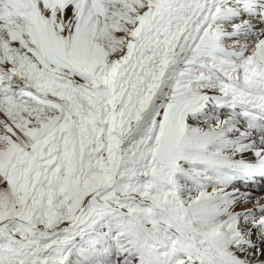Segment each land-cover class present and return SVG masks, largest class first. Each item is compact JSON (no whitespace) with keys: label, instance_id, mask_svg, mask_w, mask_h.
Instances as JSON below:
<instances>
[{"label":"snow or ice","instance_id":"snow-or-ice-1","mask_svg":"<svg viewBox=\"0 0 264 264\" xmlns=\"http://www.w3.org/2000/svg\"><path fill=\"white\" fill-rule=\"evenodd\" d=\"M0 264H264V0H0Z\"/></svg>","mask_w":264,"mask_h":264}]
</instances>
